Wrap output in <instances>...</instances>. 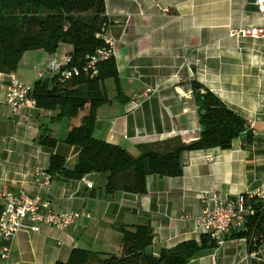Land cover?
<instances>
[{"label":"crops","instance_id":"obj_1","mask_svg":"<svg viewBox=\"0 0 264 264\" xmlns=\"http://www.w3.org/2000/svg\"><path fill=\"white\" fill-rule=\"evenodd\" d=\"M105 14V35L115 44L122 94L116 97L113 81H105L107 94L108 90L112 94L97 111L96 138L134 156L143 147L170 138L184 143L198 139L193 81L242 115L251 136L241 134L229 149L182 152V175H149L143 194L106 193V175L101 173L80 180L55 174L44 190L39 187L40 173H47L51 155L62 156L67 168L77 162L79 148L63 142L73 125L70 121L58 127L47 125L51 115L43 109L31 118L11 115L4 104L7 74L0 72V193L8 189L39 195L55 211L87 213L66 230L42 225L37 232L22 228L11 241L0 237V264L66 262L74 248L119 254L122 235L114 225L143 221L151 224V249L157 254L160 248L199 240L202 233L196 219L202 193L235 197L264 183V38L229 35L232 29L264 28V13L253 1L105 0ZM59 48L64 52L24 53L15 75L30 85L29 74L36 80L46 77L39 66L52 59L63 61L70 50L66 45ZM40 124L57 139L55 147L39 145ZM207 154L212 160L205 158ZM5 248H9L6 257ZM188 264H264V256L261 250L249 253L244 239L228 238L203 249Z\"/></svg>","mask_w":264,"mask_h":264},{"label":"trees","instance_id":"obj_2","mask_svg":"<svg viewBox=\"0 0 264 264\" xmlns=\"http://www.w3.org/2000/svg\"><path fill=\"white\" fill-rule=\"evenodd\" d=\"M107 25L105 0H0V72H15L28 51L42 50L52 55L61 45L70 47L65 68H81L104 47ZM95 68V75L81 72L67 81H60L54 75L38 79L31 85L38 110L47 111L51 118H74L87 109L80 123L73 125L63 140L79 148L76 164L67 168L65 159L53 154L47 170L50 176L59 174L67 179L80 180L86 174L101 173L106 175V193L143 194L149 175H182V152L229 149L232 141L241 134L251 136L248 122L242 115L193 81V95L198 104V139L184 143L170 138L145 146L134 156L121 146L98 139L93 134L98 109L110 101L105 81H113L116 97L122 94L114 55L98 61ZM54 110L57 115L52 117ZM40 125L39 145L55 147L57 139ZM252 204L259 207L255 200ZM245 226L246 230H231L225 238H242L249 253L261 250L264 256V212L258 209L248 216ZM114 228L122 235L119 254L74 248L66 262L55 264H188L203 249L217 245L209 235L201 234L199 240L163 247L155 254L151 249L153 233L149 221L136 225L116 224Z\"/></svg>","mask_w":264,"mask_h":264},{"label":"built area","instance_id":"obj_3","mask_svg":"<svg viewBox=\"0 0 264 264\" xmlns=\"http://www.w3.org/2000/svg\"><path fill=\"white\" fill-rule=\"evenodd\" d=\"M259 12L264 13V0H252ZM161 11L167 9L159 7ZM233 37H250L254 39L264 38V28L262 27H242L232 29L229 32ZM104 47L97 50L95 55L90 57L87 64L78 67L65 68L69 58L63 61L55 59L48 60L44 64L41 76H58V80L67 81L81 72L96 74V63L106 59L115 53V44L111 38L104 35ZM7 85L5 91L4 104L8 107L11 115H26L32 117L38 112L35 98L32 95V86L22 82L14 72L7 74ZM207 160H212V156L207 154ZM42 181L39 187L48 190L51 176L41 172ZM0 237L3 240L11 241L15 234L22 228L28 227L32 231H39L42 225H48L59 230H66L75 224L87 213L71 210L55 211L47 199L39 195L33 197L24 193L14 194L6 189L0 193ZM253 200L259 202V207L255 208ZM201 211L196 219V224L202 234H207L217 245L225 242L226 234L231 230H246L245 222L248 216L253 215L258 209L264 212V183L260 184L249 193L239 194L229 197L221 192L207 191L200 195ZM26 222L29 225H26ZM6 257L9 248H5Z\"/></svg>","mask_w":264,"mask_h":264},{"label":"rangeland","instance_id":"obj_4","mask_svg":"<svg viewBox=\"0 0 264 264\" xmlns=\"http://www.w3.org/2000/svg\"><path fill=\"white\" fill-rule=\"evenodd\" d=\"M57 52L61 53V52H64V51H63L62 48H59ZM64 54L66 55V53H64ZM39 68L40 69H42V68L44 69L43 63H42V65L39 66ZM26 80H27V78H26ZM35 80H36V76L34 74L33 75L32 74H29L28 82L31 83V84H33V82H35ZM108 82H110V80H108ZM108 94H109V97H110L111 94H112V91H109L108 90ZM84 114H85V112H82L78 116H75L74 118L64 117V118H62L60 120L49 117V118H47V125H53L54 127L55 126L58 127L59 125H68V122L69 121H70L71 125H78L80 123V119H81L82 115H84ZM52 115H53L52 117H55L57 115V111L54 110L52 112Z\"/></svg>","mask_w":264,"mask_h":264},{"label":"water","instance_id":"obj_5","mask_svg":"<svg viewBox=\"0 0 264 264\" xmlns=\"http://www.w3.org/2000/svg\"><path fill=\"white\" fill-rule=\"evenodd\" d=\"M201 113H203V111H201Z\"/></svg>","mask_w":264,"mask_h":264}]
</instances>
